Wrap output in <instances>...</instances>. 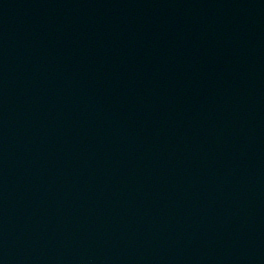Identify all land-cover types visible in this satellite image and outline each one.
I'll use <instances>...</instances> for the list:
<instances>
[{
	"label": "water",
	"instance_id": "1",
	"mask_svg": "<svg viewBox=\"0 0 264 264\" xmlns=\"http://www.w3.org/2000/svg\"><path fill=\"white\" fill-rule=\"evenodd\" d=\"M0 264H122L1 120Z\"/></svg>",
	"mask_w": 264,
	"mask_h": 264
}]
</instances>
